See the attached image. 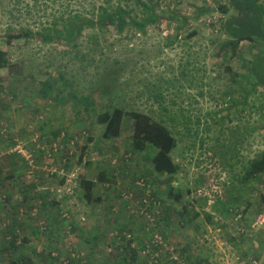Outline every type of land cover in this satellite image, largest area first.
Returning <instances> with one entry per match:
<instances>
[{
  "label": "rangeland",
  "instance_id": "374dc122",
  "mask_svg": "<svg viewBox=\"0 0 264 264\" xmlns=\"http://www.w3.org/2000/svg\"><path fill=\"white\" fill-rule=\"evenodd\" d=\"M221 4L228 6L226 0H153L152 5L160 18L170 16L171 12L188 18L186 28L198 32L192 41L193 51L209 69L221 63L212 44L216 37L224 40L219 35V22L226 17L218 11ZM199 9H205V14L197 19ZM166 23L163 20L160 28L174 34L179 21L174 20L168 27ZM149 28L148 36L138 38L126 33L119 37L110 31L105 38L98 39L100 46H94L97 49L81 39L76 48L80 54L90 53L88 61L81 60L80 55H70L68 45L62 40L43 44L35 39L8 47L0 34V48L11 58L10 67L0 70V264L13 260L17 264H62L70 254L71 264H122L116 253L121 251L119 244L124 233L126 240L133 236L132 245L137 251L134 259L124 258V264H174L175 261L191 264L203 258L208 264H211L209 260L228 264L216 243L223 239L230 244L234 236L231 218L224 213L221 220H215V215L216 229L207 230L209 225L203 219L210 215L208 205L205 199L196 197L195 191L202 188L205 179H219L224 204L260 213L264 184L243 187L239 177L246 161L264 149L261 138L264 131L244 133L247 124L259 121L264 113L262 91L257 88L244 103L234 88L225 89L229 78H199L200 73L190 67L187 72L191 71L189 74L195 75L194 78H178L180 48H162L159 32L153 26ZM248 48V42L244 41L239 50L245 54ZM256 52L257 49L252 50V54ZM112 60L116 63L110 66L117 68V75L110 82L118 107L126 112L153 110V116L158 118L166 108L170 112L162 118L169 115L175 118L169 125L176 139L171 156L180 170L174 176L155 174L146 151L132 150V119L128 115L124 117L119 137L106 140L102 138L103 126L96 118L77 114L72 108L69 91L61 86L64 80H69L72 90L86 94L98 79L93 75L105 69L104 62L109 64ZM236 61L232 60V67L238 66ZM57 72L69 78H56ZM46 80L58 83L62 92L59 98L58 92L51 97L37 95L40 83ZM240 86L239 80L235 88ZM230 91L233 101L225 95ZM152 93L163 94L164 101L157 103ZM252 107L261 111L256 112ZM217 110L219 114L214 115ZM187 116L188 130L184 125ZM197 119L199 124L195 123ZM241 135L248 137L242 139ZM215 153L224 156L221 163ZM14 154L19 157L14 158ZM23 163L27 168L21 172L19 167ZM13 170L17 171L16 178L6 179ZM100 170L111 172L113 178L104 185L97 183L92 200L87 203L78 188L79 179L94 178ZM31 185L35 187L24 191ZM136 187L138 192L143 191L142 196L153 193L162 202V209L156 207L149 213L161 218L164 214L167 216L164 221L160 219V223L152 226L159 219L157 215L149 219L139 215L141 197L135 195ZM170 190L179 193V201L168 198ZM96 197L101 201H95ZM128 202L129 210L125 205ZM195 210L202 218L191 223ZM243 219L247 229L249 220L245 214ZM8 228H13L16 235L14 247L6 242L13 231ZM151 230L158 236L164 235L163 246L151 243ZM198 236H207L209 241L197 242ZM229 252L235 254L232 244ZM51 253L57 258L52 260ZM187 256H191L190 261L186 260Z\"/></svg>",
  "mask_w": 264,
  "mask_h": 264
},
{
  "label": "trees",
  "instance_id": "16d2710c",
  "mask_svg": "<svg viewBox=\"0 0 264 264\" xmlns=\"http://www.w3.org/2000/svg\"><path fill=\"white\" fill-rule=\"evenodd\" d=\"M226 1L228 6L218 5L219 13L226 15L224 20L219 22V35L222 34L224 40L219 36L212 41V44L217 48V57L221 59V63L211 65L209 69H207L205 61L200 59L199 54L193 51L194 44L192 41L198 36V32L193 28H186L188 18L178 16L176 12H171L170 16L166 18H160L159 14L155 12L154 5H152L153 0H0V34L4 44L8 47L17 42L24 41L28 43L35 39L43 44H52L62 40L68 45L70 55L76 57L80 55L81 60L88 61L90 53L80 54L76 48L81 39H86L93 48L97 49L100 46L98 39L105 38L110 31H113L119 37L126 33L132 34L133 38H138L148 36V30L151 29L149 27L153 26V30L159 32L161 38L159 43L162 48H180L178 52L180 55L177 69L178 78H194L195 75L189 74L191 71L187 72V68L190 67L196 73H200L199 78H229V85L225 89L234 88L244 98V103L257 92V88L262 91L260 96L264 99V0ZM208 12L213 11L208 10ZM203 14H205V9H199L195 18ZM163 20L168 21L166 27L174 20L179 21L174 29V34H170L169 30L165 31L163 27L160 28V23ZM163 31H165V34L162 33ZM244 41L248 42L249 46L245 54L239 50L240 44ZM253 49H257L255 54H252ZM234 59L237 60V67H232L231 62ZM112 63H116L115 60H112L109 64L104 62L105 69L99 70L93 75L94 78L98 79L93 84L90 92L88 91L86 94H80L72 90V84L70 85L69 80H64L61 86L69 91L72 108L76 109L77 114H85L96 118L97 123L103 126L102 138L106 140L119 137L123 129L124 117L128 115L132 119V150L134 152L146 151L147 160H149L151 169L155 174L174 176L180 170V166L174 162L171 156L176 146V139L171 129L172 126L169 125L175 118L170 115L168 118H162L169 111L166 108L162 109L163 111L160 112L161 117L158 118L153 116V110L141 111L137 109L126 112L124 108L118 107L115 104L110 82V78H116L117 75V68L113 65L110 66ZM10 65L11 58L8 52L0 48V70L8 68ZM84 69L86 72L87 68ZM55 77L69 78L61 72H57ZM239 80L242 86L237 87V90L235 84ZM57 84V82L50 80L40 83L37 95L41 98L51 97L52 94L58 92L57 98H59L62 92H59ZM231 94V91L225 92V95H228L230 99ZM151 96L157 103L164 101L163 94L152 93ZM231 100L233 101L234 98ZM252 109L256 112L261 111L256 107H252ZM217 114H219V110L214 111V115ZM207 115L212 114L207 113ZM261 115L259 121L247 124L248 130H244V133L247 131L248 135H251V133L257 131H264V113ZM188 121L189 117L187 116L184 122L187 130ZM195 123L199 124V120L197 119ZM206 129H208L207 126ZM193 134L196 138V133ZM262 136L261 138L264 139V134ZM241 137L245 139L248 136L241 135ZM215 156L221 163L224 156L218 153H215ZM13 157H19V155L14 154ZM19 168L23 172L27 168L26 163L20 164ZM16 173L17 171L13 170V172L7 174L6 179L14 180ZM112 178L113 174L111 172L103 170H100L94 178H80L78 188L82 191V198L87 203L90 202L97 183L104 185L110 183ZM239 181L243 187L254 186L255 184L257 187L262 186L264 181V149L255 157L246 161ZM205 182H207L206 179ZM205 182L202 183L203 186H205ZM34 187V185L27 186L24 191L27 192ZM134 189L137 197L142 198L144 196L142 199L140 198L138 206L140 205L147 212L155 207L162 209V202L153 193L142 196L143 191L138 192L137 187ZM167 196L176 201L181 198L179 193H174L172 190L167 192ZM143 200H147V204L143 203ZM95 201L100 202L101 199L96 197ZM215 204L220 205L222 211L226 213L225 215H230L231 210L237 209L235 205H226L221 200H216ZM125 205L128 210L131 208L129 203H125ZM140 209L137 208V212ZM182 210L184 211L185 208ZM166 213L168 214V212ZM154 215H157L159 219L154 220L153 224H158L160 219L164 221L167 218L164 214L162 218L158 214L152 216ZM197 217L199 215L194 214V218ZM11 229L13 231L9 233L10 241L7 240L6 242L8 246L14 247L16 235L13 228H8V230ZM119 233L120 235L123 234ZM153 233L154 231L151 230L150 240ZM116 235L117 232L114 236ZM124 235L119 244L121 251L116 253L122 258V264H124V258L134 259L137 255L135 248L131 247L135 243L133 236L126 240ZM161 236L164 235L161 234ZM20 241L21 247L23 244L22 238ZM3 249L7 250V247ZM122 253L123 256L120 255ZM51 256L52 260L57 258L54 253H51ZM190 258L191 256H187L186 260L190 261ZM72 260L70 254V257L67 255L66 260L61 262L62 264H69ZM205 263L206 260L203 259L199 262H191V264ZM9 264H17V262L13 260Z\"/></svg>",
  "mask_w": 264,
  "mask_h": 264
},
{
  "label": "built area",
  "instance_id": "2783aa9c",
  "mask_svg": "<svg viewBox=\"0 0 264 264\" xmlns=\"http://www.w3.org/2000/svg\"><path fill=\"white\" fill-rule=\"evenodd\" d=\"M206 180H207V184L195 191L196 197L198 198L201 197L205 199L208 206L214 205L216 200L223 201L224 192H223V187L218 184L219 179L217 180V179H213V177H210V179H206ZM142 187H144V185H142ZM143 203L147 204V200H143ZM138 213L139 215L142 216V218L145 216L143 219H146V217L148 219L152 217L149 211L147 212V210L143 208H141ZM243 213H244V209L240 208V209L231 210L230 215H227L229 216V218H231V227H232L231 232H233V235H242V237H251L252 233H254L253 230L258 231L263 228L264 215L259 214L255 216L253 223L250 226L251 229L248 231L247 229L244 228ZM216 219L221 220L222 218L221 216L220 217L218 216ZM222 224H227V223H222ZM150 225L153 226V223ZM163 241L165 240L162 238V236H158L156 233L153 234L151 243L155 244L156 247L163 246ZM196 241L197 242L209 241V239L207 238V236H198L196 237ZM216 244L219 247V250H223L221 255L228 264L229 262L230 264H264V252L261 254L256 253V255L251 254L245 258H239L235 256V254H231L229 252L230 244H228L223 239H219ZM131 247H133V245H131ZM173 259L176 260L175 257ZM175 263L179 264L177 261H175Z\"/></svg>",
  "mask_w": 264,
  "mask_h": 264
},
{
  "label": "crops",
  "instance_id": "0c3cea01",
  "mask_svg": "<svg viewBox=\"0 0 264 264\" xmlns=\"http://www.w3.org/2000/svg\"><path fill=\"white\" fill-rule=\"evenodd\" d=\"M263 206L264 205H261V209H260L261 211L259 210L260 213H256V214H253V211L250 210L249 208L244 207L245 210L243 213V217L245 214V218H247L249 220V222H247L246 223L247 225L245 226L248 231L251 229L250 226L253 223L254 217L259 215V214L264 213V207ZM194 209L199 211L197 208H194ZM206 209L210 213V215L207 214L206 218L203 219V222L205 225L210 226V227L209 226L207 227V230H211V229L214 230V229H216L215 227H217L216 225L213 224L214 216L216 215L215 219L218 216L219 217L221 216V218H222V216L224 215L223 214L224 211H222V208L220 207L219 204H214V205L208 206V208H206ZM196 210L192 212V215L190 217L191 223L193 222L192 220H194V219L197 220L199 217L202 218V215L199 212H197ZM184 212H185V210L184 211L182 210V213H184ZM216 213H218L219 215H217ZM194 214H198L199 217L194 218ZM225 216H227V215H225ZM243 221H244V219H243ZM196 228L197 227L195 226L194 229H196ZM253 231H254V233H252L251 237H242V235H234L233 238H231V241H229V243L233 245L235 254H237L239 256V258H245L251 254L256 255V253L261 254L264 252V226L262 229H260L258 231H256V230H253ZM221 258L219 257L220 260H221ZM203 260H204V258H203ZM209 262L211 264H217L216 262L212 263V260H209ZM205 264H208V262L206 261ZM218 264H220V263L218 262Z\"/></svg>",
  "mask_w": 264,
  "mask_h": 264
}]
</instances>
